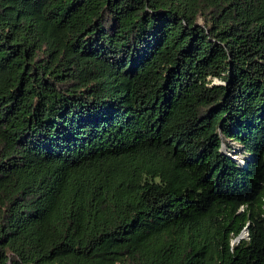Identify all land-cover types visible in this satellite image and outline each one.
<instances>
[{
	"label": "trees",
	"instance_id": "trees-1",
	"mask_svg": "<svg viewBox=\"0 0 264 264\" xmlns=\"http://www.w3.org/2000/svg\"><path fill=\"white\" fill-rule=\"evenodd\" d=\"M0 264H264V0H0Z\"/></svg>",
	"mask_w": 264,
	"mask_h": 264
},
{
	"label": "rangeland",
	"instance_id": "rangeland-1",
	"mask_svg": "<svg viewBox=\"0 0 264 264\" xmlns=\"http://www.w3.org/2000/svg\"><path fill=\"white\" fill-rule=\"evenodd\" d=\"M215 82H218V80H215ZM230 145L231 146H233V150L235 151V152H237V154L240 152V153H242V154H244V152L242 151V148H241V146H239L238 144H236V143H234V142H230ZM238 160H240L241 159V155H238V156H235ZM243 158H244V156H243Z\"/></svg>",
	"mask_w": 264,
	"mask_h": 264
},
{
	"label": "water",
	"instance_id": "water-1",
	"mask_svg": "<svg viewBox=\"0 0 264 264\" xmlns=\"http://www.w3.org/2000/svg\"><path fill=\"white\" fill-rule=\"evenodd\" d=\"M247 234V227L245 226L243 231L235 238L236 240L241 239L242 237H244Z\"/></svg>",
	"mask_w": 264,
	"mask_h": 264
}]
</instances>
